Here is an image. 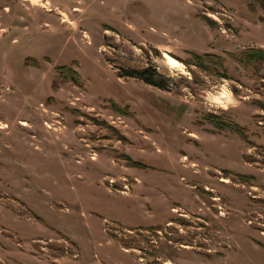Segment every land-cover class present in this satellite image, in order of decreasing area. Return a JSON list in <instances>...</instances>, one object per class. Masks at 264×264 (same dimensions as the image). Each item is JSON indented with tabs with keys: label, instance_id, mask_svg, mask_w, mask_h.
Listing matches in <instances>:
<instances>
[{
	"label": "rangeland",
	"instance_id": "obj_1",
	"mask_svg": "<svg viewBox=\"0 0 264 264\" xmlns=\"http://www.w3.org/2000/svg\"><path fill=\"white\" fill-rule=\"evenodd\" d=\"M258 49L264 0H0V264H264Z\"/></svg>",
	"mask_w": 264,
	"mask_h": 264
},
{
	"label": "trees",
	"instance_id": "obj_2",
	"mask_svg": "<svg viewBox=\"0 0 264 264\" xmlns=\"http://www.w3.org/2000/svg\"><path fill=\"white\" fill-rule=\"evenodd\" d=\"M258 52H260L261 54H264V50L263 49H258ZM147 70H143V71H139V72H134V73H128V75H132V76H137L140 77L141 79L145 80L146 82L155 84L154 81H152L151 77H149L146 73ZM236 125V132L245 135V131L244 128L241 127L238 123H235Z\"/></svg>",
	"mask_w": 264,
	"mask_h": 264
},
{
	"label": "bare ground",
	"instance_id": "obj_3",
	"mask_svg": "<svg viewBox=\"0 0 264 264\" xmlns=\"http://www.w3.org/2000/svg\"><path fill=\"white\" fill-rule=\"evenodd\" d=\"M167 58H168L169 62L171 63V65L176 66L179 64V61L174 59L173 57L167 55ZM226 182H228V181H226Z\"/></svg>",
	"mask_w": 264,
	"mask_h": 264
},
{
	"label": "crops",
	"instance_id": "obj_4",
	"mask_svg": "<svg viewBox=\"0 0 264 264\" xmlns=\"http://www.w3.org/2000/svg\"><path fill=\"white\" fill-rule=\"evenodd\" d=\"M177 264H179V262H177ZM181 264V263H180Z\"/></svg>",
	"mask_w": 264,
	"mask_h": 264
}]
</instances>
